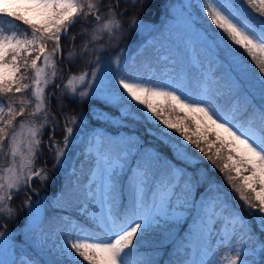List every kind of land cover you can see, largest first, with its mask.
Returning <instances> with one entry per match:
<instances>
[{"label":"snow or ice","instance_id":"snow-or-ice-1","mask_svg":"<svg viewBox=\"0 0 264 264\" xmlns=\"http://www.w3.org/2000/svg\"><path fill=\"white\" fill-rule=\"evenodd\" d=\"M138 2L140 0H125L133 5ZM113 3L119 7L120 0ZM113 3L105 6L104 0H0V159L6 164L0 167V213L7 212L9 218L16 211L10 206L14 194L30 188L34 177L42 183L49 179L46 169L34 170L38 154H43L42 147L52 154L54 169L63 167L67 150L77 139L74 127L67 125L78 128L83 121L82 111L77 115L65 114L62 139L58 140L56 132L60 123L46 106V87L58 73L54 57L65 58L61 38L70 41L66 57L69 62L92 57L86 63L96 65L90 72L86 69L78 75H70L63 85L64 94L75 99L77 85L86 83L91 88L104 79L102 53L107 51L108 45L118 44L125 34L124 23L119 18L123 13L118 14ZM196 5L204 15L195 14L193 3L186 2L178 8L179 22L197 42L227 62L229 72L235 74L230 76V91L236 89L239 94L241 82L251 71L241 49L258 69L261 103L254 107L253 98L246 93L242 99L244 114L251 109L259 125L253 118L241 119L237 107H226L220 95L207 87L195 90L191 84L145 76L139 71L115 76L114 86L106 89L102 98L117 114L102 112L97 119L116 123L159 120L165 128L158 139L170 147L172 159L145 148L141 161L126 179L130 198L125 202L120 195V179L127 151L122 156L118 149L106 147L98 137L89 140L86 151L89 156L94 155V165L87 181L82 185L77 181V187L69 192L76 197L77 214L84 220L61 216L47 230L44 227L47 216L33 220L32 231L39 234L41 243L52 240L49 252L55 256L53 264H157L141 254L140 248L149 235L170 233L171 226L181 222L183 215L175 211V201H181V206L196 212L193 224L198 252L192 243H181V247H192L198 258H177L169 260L168 264L264 262V241L253 232L247 218L237 209H230L222 186L202 176L199 169L188 171L200 158L184 143L195 145L212 162L213 170L219 167L221 173H227L225 180L239 194L249 215H255L257 227L264 233V0H196ZM103 7H107L106 12L102 11ZM78 22L91 25L80 29L84 39L79 48L75 44L76 34L69 35V30ZM140 23L132 17L129 25ZM105 37L106 44L101 43ZM49 42L53 45L51 51L47 50ZM192 43L190 39L188 44ZM114 63L119 65V56ZM29 69L33 73L31 77L26 75ZM29 79L31 83H24ZM25 93H30V97L14 98L16 94ZM89 95L87 91H79L81 100ZM157 98L163 99V106L155 102ZM30 106L32 110L28 111ZM58 107L63 109L65 105L58 101ZM164 107L184 112L183 119L193 123L195 131L183 120L173 122L164 118ZM45 127H50L46 143L42 139ZM168 129H175L183 140L177 137V142L169 145L164 139ZM145 132L152 134L150 128ZM123 143L143 147L141 138L136 135ZM218 160L223 162L222 166L216 164ZM201 186L204 193L213 194L200 193L197 199L196 190ZM24 203L31 205L30 197ZM217 224L223 227L218 230ZM189 234L193 235L191 230ZM5 235L0 232V238ZM237 236L245 243L233 247L231 241ZM249 256L253 259L249 260ZM256 256L260 257L259 261ZM0 264L6 262L0 261Z\"/></svg>","mask_w":264,"mask_h":264},{"label":"trees","instance_id":"trees-1","mask_svg":"<svg viewBox=\"0 0 264 264\" xmlns=\"http://www.w3.org/2000/svg\"><path fill=\"white\" fill-rule=\"evenodd\" d=\"M175 0H140V2L136 3L135 5L131 3H125V0H120L119 7H115L113 0H104V5H108L109 3H113V7L115 8V11L119 13H123V15L119 16V18L124 23V36L119 40V43L115 46L108 45L107 51L102 53V60L106 59L109 55L117 57L119 56L124 58V64L129 67V70L132 69L134 71H140L142 72L147 66L152 65H158L157 59L159 58L158 50H155L153 47L149 46L148 44H144L143 48L138 50L135 55H133L132 61L129 62V52L134 51L137 47L141 45L142 42L147 40L148 35L150 33H143L140 34L137 26L130 27L129 22L132 17H136L139 21L142 22H155L161 20L166 14H169V6L173 4ZM169 8V10H168ZM127 9V11H125ZM102 11L106 12L107 7H103ZM90 24H85L82 22H78L76 25H74L69 30V35L76 34L77 39L75 41V44L77 48L81 45L84 37L80 35V29L82 27H89ZM107 39L105 37L104 40L101 41V43L106 44ZM171 49V56L174 58V60L171 62L172 65H174L175 69V82L176 83H183V84H191V86L194 84L198 90H200L199 87V72L196 69L197 67L193 65L190 62V59L187 57V54L184 55V53H181L182 50H184L183 45H176V44H170ZM61 47L64 49L63 56L64 59H60L59 57H54L57 62V69L58 73L57 76L54 78V81L50 83L45 90L46 94V100H47V108L50 111V113L55 115L56 121H59L60 128L56 132V138L62 139L63 135V127L65 124L64 116L65 114L71 116V115H77L81 111L84 113L83 121L79 124V127L72 124H68L67 126L74 127L76 137L79 136L80 133L83 132H89L93 129L99 127L102 129L100 131L101 140L104 142L105 146H111L114 149H118L121 151V147L124 145V141H128L130 137L136 135L139 136L143 142V147L137 148L136 146L129 143V146H134L135 150L130 151V154L128 156H125V163L128 161L134 162L137 164L141 161V155L145 148H152L154 150H157L161 152L163 155H166L169 159H172V152L170 150V147H166L163 142L158 139L161 135V128L157 127L153 123H150L148 121H145L144 119H141L139 122H132V121H125L124 123H116L110 121L109 123H103V120L97 119V116L95 118H92V112L94 109L97 111H105L109 113V115H115L116 110L110 108L102 99L95 98L93 96H87L84 97L82 100L79 96V91H84L80 88H78V92L76 94L75 99H70L67 94H64L63 85L66 83V80L68 77L72 74H80L81 72L85 71L86 69L90 72L92 69L96 67L95 64H87L86 61L89 59H92V57H85V59L81 60L79 58H76L73 62H69V60L66 58L68 54V50L70 47V41L62 37L61 38ZM178 49H181L179 52ZM241 55L245 56L246 61L248 65L251 66V71L247 74L250 76L251 79H253L254 82V88L255 90L249 91L247 90L242 84L239 89V94H237L236 89H231V92H228L225 97V102L227 103H234L232 107H237L238 109V115L242 119L246 118H253L255 117L254 113L251 109L247 112V114H244V104L242 96L243 94H248L250 97H252V105L254 107H258L261 103V90L259 83L257 81V76L259 75L258 69L253 65V62L251 61L250 57H247L246 54L243 52V50H240ZM125 68H122L124 70ZM31 70V69H29ZM27 71L26 75L31 77L33 75L32 71ZM24 70L22 69V72ZM127 72V70H126ZM217 75L223 80L225 83L228 82V86L230 87V76L234 75V73H230L226 67H222L221 72L218 71ZM222 81V82H223ZM219 84V80L217 81ZM24 83H31V80H25ZM59 85V87H57ZM218 88H213L212 91L218 90ZM55 93L54 96L51 95V93ZM30 97V93L25 94H16L15 99L19 100L21 98H28ZM7 99V98H5ZM58 101H62L65 107L63 109L58 107ZM18 110V105H17ZM31 106L28 108V111H31ZM135 110V109H134ZM139 114V113H138ZM25 119H27V113H25ZM18 120L20 118L18 117L16 120V123H18ZM257 125V124H256ZM151 129L152 134L149 135L145 132V129ZM122 130L125 132L126 136L123 139H120L118 136H116L117 131ZM50 134V127H45L43 131V141L46 143L48 140ZM211 138V137H210ZM164 139H167L169 142V145H171L174 142H177V138H175L171 133L168 132L167 135H165ZM195 139V138H193ZM77 140V139H76ZM76 143V141H75ZM73 143L69 149L67 150V155H71V161H75L76 163H80V167L78 171H74L70 169V166H67L66 164L59 168L54 169L53 164L54 160L52 158V154L49 153L46 147H42V155L38 154V158L35 162L36 168L39 166L41 168H44L48 172L49 179L42 183L40 179H35L32 184L34 187H36L39 192L42 195H47L48 198L51 196H55L59 192L60 195V202H68L73 201L76 199L75 196L69 195V192L77 187V181L81 183L85 180V177L87 173L90 171V169L93 166V158L83 157V153L78 154L76 157H73L74 154V145ZM188 144L189 151L200 158V162L196 165L189 167V172H195L198 169L200 170V173L202 176H205L207 178H210L214 181H216L219 185L222 186V191L227 193V202L229 204L230 208L237 209L239 212L242 213V215L247 218V220L250 222V226L253 230V232L259 236L261 241H264V233H260L259 228L257 227L256 217L255 215H249V212L246 208L245 203L239 198V194L232 190L231 185L225 180V175L227 173H221L219 171V167H215L213 170V164L212 162L208 161L207 158L204 156L203 153H200L198 149L195 148V145H192L190 143ZM206 147V145H202ZM214 151V149H213ZM50 154V155H49ZM70 163V160H67V164ZM222 161H217L216 164L218 166H222ZM70 165V164H69ZM6 166L5 161L0 159V167ZM207 170V171H205ZM234 174V173H233ZM73 180H76L75 183H73ZM202 184L204 182L202 181ZM206 186V185H204ZM204 186L199 187L196 190L197 199H199L200 193H204ZM31 190L29 188L25 190H21L19 193L14 194V198L10 202V206L13 207L16 211L13 213L12 217L9 218L7 212L0 213V229L6 228L7 226L13 227L16 220L21 217L22 211L25 208L24 201L30 197ZM205 196L212 195L213 193H204ZM46 213L44 216H47L48 220L45 224L46 227L49 225H53L57 220V215L54 213V206L52 205V202L47 200L46 202ZM24 207V208H23ZM43 216V217H44ZM177 229V232L181 231V227L178 224H175L171 226L170 233H166L165 235L158 234H151L148 237L145 238V240L142 242V246L140 248L141 254H143L146 258H151L157 262V264H165L163 262V258L167 256L168 260H172V248L170 240L168 241L167 237L170 236V234ZM154 250H157L158 253L155 255ZM40 252V257L43 259L45 256V252L38 250ZM40 259V258H39ZM37 263L44 264L43 262L37 260ZM168 264V263H167Z\"/></svg>","mask_w":264,"mask_h":264},{"label":"rangeland","instance_id":"rangeland-1","mask_svg":"<svg viewBox=\"0 0 264 264\" xmlns=\"http://www.w3.org/2000/svg\"><path fill=\"white\" fill-rule=\"evenodd\" d=\"M191 2L194 5L193 12L199 16H203L204 13L199 11L198 5H196V0H175L173 4H171L168 8L169 14H166L163 18H161L160 21L157 23L155 22H142L137 26V29L140 34L143 33H150L148 35L147 40L141 43L139 47H137L134 51L129 52V58H131L135 53L142 49L144 44H148L149 46L153 47L155 50H158L159 58L157 59L158 65H152L147 66L142 72H140L142 75L145 76H152L154 78L159 79H171L173 82H175V69L174 65L171 64V62L174 60V58L171 56V49L170 44H176V45H183L184 50L181 51V49H178L179 52L187 54V57L190 59V62L195 65L199 72V87L200 90L207 87L210 90H213V88H218V90L214 91L220 95L221 103L223 105L227 106H234L236 105L234 103H227L225 102L226 94L230 91V87L228 86V82H224L221 80V78L217 75L218 71L221 72L222 67H226L229 71L227 62H225L222 57H219L215 55L212 51L207 49L205 46H202L199 42H197L195 36H191L187 29L179 22V11L178 8L180 5ZM205 26L207 27V23H205ZM213 29L215 28L214 25L211 26ZM23 30V29H21ZM192 40V44L189 45L188 41ZM52 43L49 42L47 44V50L51 51ZM196 58L198 62H194L193 58ZM133 58V57H132ZM132 58L129 59V62L132 61ZM116 57L109 55L106 59L101 61V71L105 72L104 79L99 83H94L91 88L87 86L85 83L84 85H77V88H80L84 91H87L90 93V96H93L95 98H99L103 100V93L106 89L114 86V77L117 75H128L130 73L136 72L132 69L129 70V67L124 64V58L120 57V63L117 65L114 63ZM42 63V61L40 62ZM111 64V67H108V65ZM117 68L119 71H117ZM122 68H125L122 70ZM127 70V72H126ZM31 71V70H29ZM50 71V70H49ZM78 75V74H77ZM235 75V74H234ZM90 79V77H89ZM220 81L219 84L217 81ZM223 81V82H222ZM67 82V80H66ZM254 80L250 78V76L246 75L241 82V84L249 91H254ZM176 83V82H175ZM192 88L195 90H198L194 84L192 85ZM157 103H160L162 106L164 105V101L162 98H157ZM105 111H97L96 109L92 112V118H95V116H98L100 113ZM162 115L164 118L171 119L173 122H177L180 120H183V123L188 126L191 131H195V125L191 123L189 120H184V112L177 110L176 112H173L171 109L164 107V111L162 112ZM242 119V118H241ZM255 120V123L257 126L259 125V119L257 116L253 117ZM102 120V119H99ZM108 120H103V123H109ZM19 123V120H18ZM17 123V124H18ZM157 127L164 129L165 126L159 121L156 120L154 123ZM99 127L93 129L89 132H83L80 133L77 137L76 143L74 145V154L73 157H76L78 154L83 153V157L88 158L92 157L93 161L95 159L94 155L89 156L87 154V148L89 146V140L98 137L101 139V131ZM168 132L171 133L175 138L179 137L180 140H183V137L180 136L179 133L175 131V129H168ZM116 136H118L120 139H123L126 134L121 129L117 131ZM195 138V137H193ZM125 139V138H124ZM184 143H188L185 141ZM134 146L123 145L121 147V155L123 156V153L127 151L128 156L130 154V151H134ZM50 155V154H49ZM67 160H70V165L67 164ZM123 162L125 164V168L123 171V174L120 179L121 183V192L120 195L124 198L125 202L130 198V194L128 192L126 179L127 177L132 175L131 170L136 168V165L134 162L128 161L125 163V156H123ZM70 166L71 170L78 171L80 167V163H76L75 161H71V155H66L65 157V163L64 165ZM94 165V163H93ZM93 167V166H92ZM41 167H37L34 165V170ZM89 173V172H88ZM86 175L85 183L87 181ZM247 174V173H245ZM38 179L34 177L31 181V186L29 190H31L30 193V199H31V205H25V208L23 209V223L18 224V226H7L6 228H1L0 232H5L6 235L0 240H2V245H0V261H5L6 264H28L29 261H36L39 260L41 262H45L44 264H53L55 260L54 254L49 252V248L52 245V240L50 239L47 244L41 243V238L39 237V234L37 232L32 231V224L35 217L40 216L43 217L46 213V202L50 199L52 202V205L56 210H54V213L57 215L56 217H70L73 220H84V217L78 216L77 214V199L73 201L68 202H60V195L59 192H56L57 194L53 197L50 195V198L47 197V195H42L39 190L33 186L32 182ZM39 180V179H38ZM76 180H73V183H75ZM82 185V184H81ZM26 188H23L22 190H25ZM34 190V191H33ZM181 201H175L174 202V209L178 213H182L183 219L178 224L181 227V231L177 232V229L174 230L169 237H167L168 241L170 240L171 243V252H172V260H175L177 258L179 259H192V258H198V254L194 256L193 248L192 247H181V243L188 244L192 243L194 246L197 247L198 252V245L197 242L194 239V234L196 231V226L193 224V219L195 218L196 212L194 209L186 208L181 206ZM231 209V208H230ZM241 213V212H240ZM242 214V213H241ZM21 219V220H22ZM18 223V222H17ZM55 225V223L53 224ZM47 230L48 227L44 226ZM218 230L223 227L222 224H217L215 226ZM171 230V229H170ZM193 233V235H190L189 232ZM159 233V232H158ZM155 233V234H158ZM177 233L179 235H177ZM259 242V241H257ZM245 240L240 239L239 236L235 237L231 241V245L235 247L238 244H244ZM215 246V241H214ZM251 247V244L248 245ZM179 249V251H178ZM38 250L44 251L45 256L43 259L40 257V252ZM154 254L157 255L158 251L154 250ZM221 255H223V247H221ZM40 258V259H39ZM249 260H252L253 257L249 256ZM256 260H260L259 256L255 257ZM163 262L165 264L168 263L167 256L164 257ZM39 264V263H37ZM261 264H264V262H261Z\"/></svg>","mask_w":264,"mask_h":264}]
</instances>
